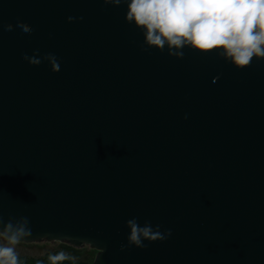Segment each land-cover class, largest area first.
I'll list each match as a JSON object with an SVG mask.
<instances>
[{"label": "water", "instance_id": "1", "mask_svg": "<svg viewBox=\"0 0 264 264\" xmlns=\"http://www.w3.org/2000/svg\"><path fill=\"white\" fill-rule=\"evenodd\" d=\"M126 12L0 0V219L92 264H264V59L170 56ZM130 220L171 234L129 246Z\"/></svg>", "mask_w": 264, "mask_h": 264}, {"label": "clouds", "instance_id": "2", "mask_svg": "<svg viewBox=\"0 0 264 264\" xmlns=\"http://www.w3.org/2000/svg\"><path fill=\"white\" fill-rule=\"evenodd\" d=\"M105 4L127 5L126 21L134 23L144 32V42L148 47L164 50L168 54L182 59L183 49H191L207 54L218 52L236 68L250 66L252 60L264 59V0H103ZM69 22L83 17L69 16ZM24 33H31L32 27L18 21ZM7 31L13 25L6 26ZM22 59L32 65H39L46 60L53 72L60 70L58 60L52 53L41 55L38 51L33 56L23 55ZM0 264H20L16 245L31 235L28 220L21 219L5 223L0 219ZM130 233L128 245L144 248V241L164 240L170 235L161 233L159 225L154 229L150 223L143 226L135 221H127ZM123 249V246H122ZM74 260L61 251L48 257L50 264H63Z\"/></svg>", "mask_w": 264, "mask_h": 264}, {"label": "rangeland", "instance_id": "3", "mask_svg": "<svg viewBox=\"0 0 264 264\" xmlns=\"http://www.w3.org/2000/svg\"><path fill=\"white\" fill-rule=\"evenodd\" d=\"M5 241L3 240L2 237H0V243H4ZM61 243L59 242H40V243H19L16 245V251L19 256L21 257H41L45 255L48 252H54L56 250L61 249ZM83 250V255L86 260L94 261L95 256L97 254L96 251L92 250L89 246H84L82 248ZM78 260V259H77Z\"/></svg>", "mask_w": 264, "mask_h": 264}, {"label": "trees", "instance_id": "4", "mask_svg": "<svg viewBox=\"0 0 264 264\" xmlns=\"http://www.w3.org/2000/svg\"><path fill=\"white\" fill-rule=\"evenodd\" d=\"M62 248L59 250H56L54 252H48L45 255L41 256V257H30V258H26V257H21L20 258V264H50L48 257L52 254H56L59 253L61 251L65 252L67 255H69L70 257H74L75 259L72 260H66L63 262V264H92V261H88L85 259L83 255V250L82 248H75V247H71L70 245L66 244V243H61ZM78 259V260H77Z\"/></svg>", "mask_w": 264, "mask_h": 264}]
</instances>
